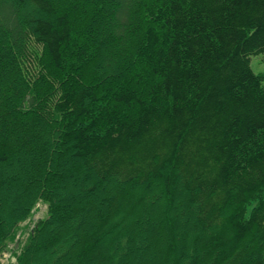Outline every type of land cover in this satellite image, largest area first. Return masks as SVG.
<instances>
[{"label": "trees", "instance_id": "trees-1", "mask_svg": "<svg viewBox=\"0 0 264 264\" xmlns=\"http://www.w3.org/2000/svg\"><path fill=\"white\" fill-rule=\"evenodd\" d=\"M264 0H0V253L264 264Z\"/></svg>", "mask_w": 264, "mask_h": 264}, {"label": "rangeland", "instance_id": "rangeland-1", "mask_svg": "<svg viewBox=\"0 0 264 264\" xmlns=\"http://www.w3.org/2000/svg\"><path fill=\"white\" fill-rule=\"evenodd\" d=\"M261 58L262 56L251 58V68L255 74L264 73V62L261 61ZM46 216L47 204L39 200L31 211L29 221L18 227L14 238L7 243L6 248L0 253V264H14L16 262L14 254L18 255L21 247L25 245L24 242L33 225Z\"/></svg>", "mask_w": 264, "mask_h": 264}]
</instances>
